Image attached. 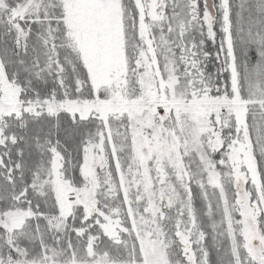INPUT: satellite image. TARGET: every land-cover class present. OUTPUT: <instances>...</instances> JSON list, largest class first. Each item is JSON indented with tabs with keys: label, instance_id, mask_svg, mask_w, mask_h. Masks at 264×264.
Listing matches in <instances>:
<instances>
[{
	"label": "snow or ice",
	"instance_id": "6c2138e0",
	"mask_svg": "<svg viewBox=\"0 0 264 264\" xmlns=\"http://www.w3.org/2000/svg\"><path fill=\"white\" fill-rule=\"evenodd\" d=\"M0 264H264V0H0Z\"/></svg>",
	"mask_w": 264,
	"mask_h": 264
}]
</instances>
